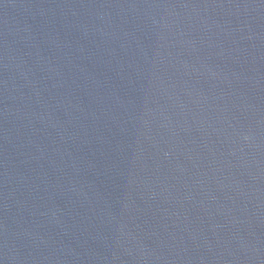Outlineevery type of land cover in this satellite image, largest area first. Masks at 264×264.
I'll list each match as a JSON object with an SVG mask.
<instances>
[{"label":"water","instance_id":"95a60500","mask_svg":"<svg viewBox=\"0 0 264 264\" xmlns=\"http://www.w3.org/2000/svg\"><path fill=\"white\" fill-rule=\"evenodd\" d=\"M0 264H264V0H0Z\"/></svg>","mask_w":264,"mask_h":264}]
</instances>
